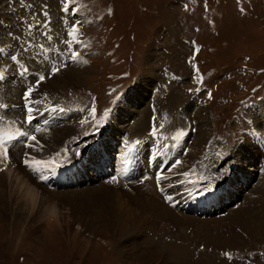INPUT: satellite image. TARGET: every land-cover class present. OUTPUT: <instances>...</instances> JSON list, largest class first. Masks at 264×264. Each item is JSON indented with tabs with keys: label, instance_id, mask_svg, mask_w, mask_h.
Masks as SVG:
<instances>
[{
	"label": "rangeland",
	"instance_id": "rangeland-1",
	"mask_svg": "<svg viewBox=\"0 0 264 264\" xmlns=\"http://www.w3.org/2000/svg\"><path fill=\"white\" fill-rule=\"evenodd\" d=\"M11 1L8 8L26 1L47 2L51 5L50 13L58 20L69 26L81 22L80 43L75 42L74 46L78 59L40 83L34 94L42 101L60 100L72 106L88 101L98 116L111 101L110 95L105 94L111 84L127 91L124 101L116 105L122 109L117 108L112 116L114 124L105 132L104 149L118 132L127 131L130 136L145 134L149 121L141 127L139 112L146 119L149 94L156 81H162L163 66L181 74L183 79L158 88V113L161 108L163 112L173 111L168 118L171 127L172 121L181 115L182 123L177 129L184 127L187 116L195 121L196 131L189 136L193 140L182 165L198 158L199 151L219 137L218 133L229 138L228 147H232L234 154L252 151L253 146L258 148L245 134L243 142L237 143L242 141L243 124L235 122L232 115L242 103L259 100L253 95L262 94L264 89V0ZM4 2L0 0L2 18L7 17L3 9L8 3ZM65 3L71 12L63 11ZM19 16L6 47L17 57L16 61L22 59L33 71L32 76L35 71L44 74L53 65L66 61L69 47L60 43L62 27L57 21L47 28L55 38L36 47L39 54L30 60L23 48L28 28L39 17L28 20L24 12ZM187 58L199 69L197 80L190 77ZM68 70L74 73L68 74ZM64 75L68 79L60 86L58 80ZM52 82L55 85L48 89ZM199 85L201 94L192 96L189 90ZM14 86L7 88L9 100L15 96ZM139 93H145V97L139 98ZM197 97L202 102L195 108L193 100ZM263 102L258 101L259 108ZM123 110L129 111V115ZM199 111L203 115L201 121H196ZM256 111L250 116L257 117ZM118 113L120 117H115ZM200 125L204 134L195 142ZM81 126L80 120L72 119L43 133L46 135L42 138L38 136L34 147L39 148L40 142L46 153L62 149L74 142L75 136L81 137ZM134 127L142 133H134ZM93 130L91 133L99 131ZM93 137L81 139L85 142L73 155H79L83 147L88 152L87 143ZM216 145L223 147L221 142ZM20 152L19 148L13 150L11 165L0 170V175L10 173L11 177L14 171L22 170L34 187L46 191L38 190L34 208H30V202L22 204L26 202L22 187L7 185L5 178L0 179V264H248L229 261L220 251L256 252L264 248V173L249 180L254 173L247 171L248 165L237 167L245 181L249 180L246 189L229 196H239L229 204L237 207L228 208L225 216L201 218L174 212L158 198L150 184L126 189L94 179L89 184L49 189L21 166ZM28 155L41 159L38 151L31 150ZM214 169H226L224 162ZM254 261L253 264H264L261 259Z\"/></svg>",
	"mask_w": 264,
	"mask_h": 264
},
{
	"label": "snow or ice",
	"instance_id": "snow-or-ice-1",
	"mask_svg": "<svg viewBox=\"0 0 264 264\" xmlns=\"http://www.w3.org/2000/svg\"><path fill=\"white\" fill-rule=\"evenodd\" d=\"M63 11L64 12H71L72 9L69 8L68 4L65 3L63 6ZM46 15V13H45ZM81 22L77 21L75 23H73L67 33L68 37L75 39V42L77 44L80 43V40L78 39V27L80 25ZM49 40L52 39V37L50 35H48L47 37ZM73 39H69V40H65L64 43L68 45L69 47V52L71 55V58L73 61L76 60L77 58V53L75 51L72 50L71 45L73 43ZM4 49L0 48V52H3ZM198 51V49H197ZM11 60L12 61H16L17 57L15 55L11 56ZM86 63V61H85ZM21 67L23 68V71L20 73L21 76H24L26 73H28L29 69L23 65H21ZM193 68H195V65H193ZM52 74L54 75L56 72L60 71L59 68L53 66L52 68ZM5 79V76L3 73H0V81H3ZM44 79H46V77L44 75H40L38 77V79L35 81V85L38 86L40 82H42ZM34 91V86H29L27 88L26 91L23 92V100L25 101V105L24 107L26 108V112H27V116H26V121L27 123L31 124L34 120V109L33 107H31L30 105L32 104H39L40 101L39 100H35L34 98L31 97V93ZM9 106L5 105V104H0V109H7ZM53 111H55V109H52ZM60 111H63V109H60ZM83 111V109L81 110ZM89 115H91L93 117V119L95 118V110L92 109L91 112L89 113ZM108 113L105 112L104 117L103 118H107ZM2 119V118H0ZM81 125L86 123L85 119H81L80 120ZM161 128H163V125H161ZM150 135L155 137L157 135V128L155 127V125L152 127V130L150 132ZM185 133L184 132H177L175 136L172 137L173 140L179 142V140H181L184 137ZM24 137L26 138L28 141H36L37 138L34 135L29 134L27 131H20L19 129L16 130V132L12 135H8L7 138H0V157L3 158L4 162L7 163L9 160V148L12 145V143L14 141H17L19 138ZM137 145L140 143V141H136L135 142ZM25 147H28L30 149H32V151H39L40 149L43 148V145H40L39 148H36L33 146V144H29V143H25L24 145ZM129 151H131V149H129ZM27 155V154H26ZM59 155V153L57 154ZM65 158H67L65 156ZM54 158L49 159L47 161L45 160H41V159H37V158H27L24 160V165L26 166V168L31 172V174H33L34 176H37V178L41 181V182H47V177L44 174L46 171H49L50 169L44 168L41 169L40 167H35V166H40V165H48L53 163ZM180 164V161H176L175 163H173L171 165L170 169H166V171H171V169H175L177 168V166ZM35 165V166H34ZM58 166V165H57ZM2 170V169H0ZM185 176H187V173H183ZM116 178L113 177V180H115ZM147 179V177L145 178ZM164 179H168V177L162 176L160 174H157L155 176V180L157 182V186H160V182ZM171 199L170 197H166V201ZM225 255H227V253H225Z\"/></svg>",
	"mask_w": 264,
	"mask_h": 264
},
{
	"label": "bare ground",
	"instance_id": "bare-ground-1",
	"mask_svg": "<svg viewBox=\"0 0 264 264\" xmlns=\"http://www.w3.org/2000/svg\"><path fill=\"white\" fill-rule=\"evenodd\" d=\"M53 24H54V22H53ZM68 74L69 73H71V74H73L74 72H72V71H70V70H68V71H66ZM67 75V74H66ZM70 78H74V76H72V77H70ZM76 78V77H75ZM64 79H68L65 75H64V77L63 78H61V79H59L58 80V85H62V81L64 80ZM65 82V81H64ZM55 84L52 82V84L51 85H49V87H47L48 89L49 88H51V87H53ZM57 86V85H56ZM140 87V86H139ZM144 90V89H143ZM135 91V90H134ZM141 91V90H140ZM145 94V93H144ZM144 94H141V93H139L137 96H139V98H142L141 97V95H143V97H145L144 96ZM123 98H124V96H123ZM126 100H128V99H126ZM260 105V108L258 107V109H257V117L259 118H257V117H255V118H252L253 119V122H254V124H255V126L257 127L258 125H261L259 128H260V130L262 131V133L264 134V102L263 103H260L259 104ZM117 108H119L120 110L122 109V107H117ZM119 110V111H120ZM150 110V109H149ZM149 110H147L146 109V119H145V114L142 112H139L140 113V119H139V124L141 125V127H143L144 126V124H146V122L148 123V121H149V117H150V115H149ZM125 113H126V115H129V111L128 112H126L125 110H123ZM143 111V110H142ZM255 111V110H254ZM173 112V111H172ZM171 112V113H172ZM122 113V112H121ZM171 113H168V118L171 116ZM187 114V113H186ZM121 115V114H120ZM120 115H119V113L117 114V115H115V117L116 116H118V117H120ZM147 115H148V117H147ZM203 115V112L202 111H199L198 112V116H197V119H196V121H201V116ZM138 118V117H137ZM191 119V118H190ZM192 120V119H191ZM122 120H118V122H121ZM117 122V121H116ZM182 123V121H181V115L179 116V117H177L176 119H174L173 121H172V125H173V127L175 126V127H177V126H180V124ZM183 124H184V122H183ZM185 125V124H184ZM200 127H202V125H200L199 126V128L198 129H200ZM54 129V128H53ZM117 129V128H116ZM52 129H50L49 131H51ZM205 130V129H204ZM48 131V132H49ZM204 131L203 130H201L200 129V131L199 132H197V138L195 139V142H197L198 141V139H199V137L200 136H202L204 133H203ZM134 133H136V134H141L142 132H141V130L139 129V128H137V127H134ZM244 137H245V135H244ZM65 138H67L66 136H65ZM247 138V137H246ZM191 140H193V138L191 139ZM245 145L246 144H243V145H241V148L243 149V151L246 149H244V147H245ZM190 151V150H189ZM88 158L89 159H91V158H93L94 157V154H95V152H93V150H92V148L89 146L88 147ZM240 154V155H239ZM239 154L237 153H235L232 157H231V159H233L234 160V162L236 163V165H237V167L239 166V165H249L250 164V166H247L246 168H247V171L249 172V171H253V167L254 166H252V164L255 162V160H256V163H258V162H261V160H262V158L264 157V151H262V150H260L259 148H256V147H254L253 146V150L252 151H245V153H243V152H241V151H239ZM258 156H259V158H258ZM233 160H231V161H233ZM240 160H241V162H240ZM246 161H247V164H246ZM230 162V161H229ZM243 163V164H242ZM237 167H236V169H234V170H232V172H233V175L230 177V182H234L235 181V183H234V185H233V188H232V190L231 191H229V196H232V194H235L236 193V195L238 194V192H240L241 190H242V188L245 186V184L247 183L246 181H245V179L243 178V181H241V182H239L240 184L239 185H236L237 183H238V170H237ZM13 168V170L15 169L14 167H12ZM16 171H14L13 172V174H12V176L10 177V173H8V175L6 176V175H0V179L2 178H5L7 181H8V183H7V185L8 184H10V185H14V184H16V186L17 185H19L20 187H22L23 188V191H24V196H26V202H24L23 201V205H25L26 203L28 204V202H30V208H34V202H35V200H36V197L38 196L37 194H38V190L39 189H41L42 191H46V190H43L44 188L43 187H40V188H37V187H34V183L31 181L32 179H30L29 177H26V173H24L22 170H18L16 173H15ZM87 174H88V176H89V178L92 180H94L96 177H94L93 175H94V173L93 172H86ZM79 175H78V179H79V176H81V178L79 179V181H83V179H84V181H85V177H84V172L82 171V170H80V172L78 173ZM15 175V176H14ZM87 176V177H88ZM243 177V176H242ZM5 180V181H6ZM3 182V181H2ZM7 185H5V187L7 186ZM19 187V188H20ZM24 188H26V189H24ZM261 189V188H260ZM37 191L36 193L34 192V191ZM2 194L4 195V193L2 192ZM47 194V193H46ZM257 196H258V194H257ZM40 197V196H39ZM29 205V204H28ZM153 205L151 204V207H152ZM248 226V225H247ZM184 253V252H183ZM154 260H155V258H154ZM153 260V261H154ZM149 261V260H148ZM155 262V261H154Z\"/></svg>",
	"mask_w": 264,
	"mask_h": 264
}]
</instances>
